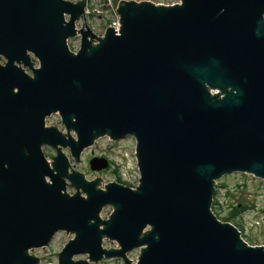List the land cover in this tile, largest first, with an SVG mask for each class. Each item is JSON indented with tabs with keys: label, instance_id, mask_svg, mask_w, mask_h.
I'll list each match as a JSON object with an SVG mask.
<instances>
[{
	"label": "water",
	"instance_id": "obj_1",
	"mask_svg": "<svg viewBox=\"0 0 264 264\" xmlns=\"http://www.w3.org/2000/svg\"><path fill=\"white\" fill-rule=\"evenodd\" d=\"M85 4L0 0V264H37L29 252L60 232L74 237L56 264H132L133 250L134 264H264V247L211 209L222 176L264 181V0H121L119 32L103 37ZM54 114L65 134L45 125ZM128 136L135 188L97 189L102 179L87 181L65 154L77 164L97 139Z\"/></svg>",
	"mask_w": 264,
	"mask_h": 264
},
{
	"label": "rangeland",
	"instance_id": "obj_2",
	"mask_svg": "<svg viewBox=\"0 0 264 264\" xmlns=\"http://www.w3.org/2000/svg\"><path fill=\"white\" fill-rule=\"evenodd\" d=\"M74 3V0H66ZM101 1V0H98ZM112 4L117 7L120 0H111ZM137 3L146 2L143 0H131ZM154 5L170 6L179 3V0H152ZM79 1H75L77 3ZM69 20V15H65ZM75 30H81L83 27V19L80 16L74 23ZM104 30L98 29V36L102 37ZM102 35V36H101ZM81 42V34L67 40L70 49L75 52L79 49ZM34 67L38 66L37 62L33 63ZM28 74L30 71L25 70ZM46 126H53L60 132L65 134L63 126L60 123L59 116L54 114L46 119ZM74 137V134L71 133ZM135 140L133 137H124L118 141H111L108 137L97 139L94 144L85 149L76 164L68 150L65 154L70 160L71 167L81 172L87 181L102 179V183L96 187L103 190L104 187L111 183H118L117 178L120 177L122 185L135 188L138 185L139 174L135 160ZM46 159L50 162L51 157L55 156V151L50 147H43ZM93 157H105L109 161V167L101 171H92L89 167V161ZM216 200L218 206L212 205V211L219 220L229 217L233 212V207H238L233 218L229 219V223L234 225L241 232V236L246 237L244 240L251 246L264 247V181L257 179L251 175L243 173H232L222 176L215 182ZM66 192L73 195L75 190L67 181ZM81 196L85 197L83 193ZM214 197V195H213ZM113 208L104 207L100 213V218L106 220L112 213ZM73 234L65 232L57 233L51 243L42 249H35L29 252V255L39 258L37 264H56L58 262V253L63 249ZM243 238V237H242ZM103 247L105 249H116L117 244L112 241L104 240ZM139 250L129 252L128 258L132 264L136 262ZM74 260H88L86 255L77 256ZM88 264H124L121 260L103 259L98 263L88 261Z\"/></svg>",
	"mask_w": 264,
	"mask_h": 264
},
{
	"label": "built area",
	"instance_id": "obj_3",
	"mask_svg": "<svg viewBox=\"0 0 264 264\" xmlns=\"http://www.w3.org/2000/svg\"><path fill=\"white\" fill-rule=\"evenodd\" d=\"M75 1L78 0H74V3ZM86 2L87 4L84 8V17H85V22L88 25V27L91 29V31L96 36H98L99 28L104 30L103 33H105V31H107L108 28H113L114 29L113 31H116L117 32L116 34H118L120 29L119 16L116 13L117 7L112 4V1L87 0ZM70 51L76 53L73 49H70Z\"/></svg>",
	"mask_w": 264,
	"mask_h": 264
},
{
	"label": "trees",
	"instance_id": "obj_4",
	"mask_svg": "<svg viewBox=\"0 0 264 264\" xmlns=\"http://www.w3.org/2000/svg\"><path fill=\"white\" fill-rule=\"evenodd\" d=\"M117 180H118V181H117L118 183H120V184L123 183V182H121L119 176H118ZM215 198H216V193H214V197H213V206H218V201H217ZM237 211H238V207H237V206H236V207H233V212L230 213L231 215H230L229 217L224 218L222 221H223V222H229V219H230V218H233L234 215H235V212H237ZM239 231H240V230H239ZM242 237H243V239L246 238V237H244V236H242Z\"/></svg>",
	"mask_w": 264,
	"mask_h": 264
},
{
	"label": "flooded vegetation",
	"instance_id": "obj_5",
	"mask_svg": "<svg viewBox=\"0 0 264 264\" xmlns=\"http://www.w3.org/2000/svg\"><path fill=\"white\" fill-rule=\"evenodd\" d=\"M143 1L150 2V3H152V2H153L152 0H143Z\"/></svg>",
	"mask_w": 264,
	"mask_h": 264
}]
</instances>
